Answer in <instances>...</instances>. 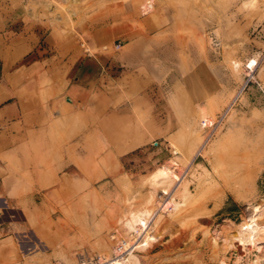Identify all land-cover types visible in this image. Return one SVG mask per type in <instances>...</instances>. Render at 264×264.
<instances>
[{"label": "rangeland", "instance_id": "1", "mask_svg": "<svg viewBox=\"0 0 264 264\" xmlns=\"http://www.w3.org/2000/svg\"><path fill=\"white\" fill-rule=\"evenodd\" d=\"M147 1L146 11L145 0L23 1L61 15L79 53L97 63L74 96L77 68L67 76L56 68L55 95L42 78L47 129L35 137L39 146L13 152L36 162L9 164L58 188L37 223L80 242L46 264L75 261L85 242L89 255L107 256L120 238L134 239L126 218L145 209L142 240L158 237L134 241L139 264H264V238L235 247L225 237L246 203L264 198V0ZM158 167L165 173L154 180ZM185 181L190 196L160 216L159 203L177 202Z\"/></svg>", "mask_w": 264, "mask_h": 264}, {"label": "crops", "instance_id": "2", "mask_svg": "<svg viewBox=\"0 0 264 264\" xmlns=\"http://www.w3.org/2000/svg\"><path fill=\"white\" fill-rule=\"evenodd\" d=\"M23 1L21 4L17 1L13 9L12 0H0V261L1 264H46L56 258L70 257L80 242L72 240L70 231L59 227L48 230L37 223V219L48 218V207L53 203L47 201V196L55 194L58 188L40 187L33 171H29L27 178L23 165L15 170L17 167L9 164L36 162L35 156L13 152L39 146L35 137L39 130L47 129L40 102L42 78H48L55 95L56 68H65L60 69L64 76L77 68L76 82L69 89V94L74 96L75 92L84 90L81 79L94 70L97 72V63L79 53L81 44L72 42L71 30L62 22L61 15L46 16ZM147 4L145 0L144 11ZM76 8L69 7L71 18H77ZM78 28L79 32L81 27ZM42 233L51 234L44 239ZM53 233L63 235L53 237ZM83 251H91V242L84 243Z\"/></svg>", "mask_w": 264, "mask_h": 264}, {"label": "bare ground", "instance_id": "3", "mask_svg": "<svg viewBox=\"0 0 264 264\" xmlns=\"http://www.w3.org/2000/svg\"><path fill=\"white\" fill-rule=\"evenodd\" d=\"M254 2V0H243L244 5H250ZM151 5H146V10L149 9ZM255 59L252 58L250 60L249 65H253ZM239 65L238 62L234 61L233 66L237 67ZM200 116L202 117V124H206L210 121V118L207 114V111L203 108L200 110ZM136 139V138H135ZM138 141V140H137ZM138 142H132L130 146L137 145ZM204 144L201 143L200 147ZM129 145V144H128ZM127 147V146H126ZM199 147V148H200ZM127 149V148H126ZM215 165V164H214ZM217 165V164H216ZM216 167V166H215ZM214 168V167H213ZM217 168V167H216ZM214 168V169H216ZM218 171V170H216ZM165 173L163 167H158L152 172L153 179H158L161 175ZM251 176V171H247L246 177ZM165 192V191H164ZM178 201H174V198L168 197L165 201H161L159 206H164V209L161 211L160 216H165V212H170L171 210H175L178 206H180L184 201L190 196V192L187 189L186 181L182 183L181 189L178 190ZM159 201V200H158ZM264 217V198L257 203L248 202L245 206V216L237 223H234L233 228L231 230H227L226 238H229V243L232 246L244 247L246 244L249 245H258L261 239L264 238V223L261 222V219ZM150 220L149 210H142L137 213H132L128 218H126L125 226L129 232L134 234V240H142L144 231L141 228L147 227ZM228 221L231 222L229 219ZM231 227V226H230ZM157 235L155 231H152L149 235V239L147 241L142 240L141 245L148 244V241H156ZM264 241V240H263ZM262 241V242H263ZM233 248V247H232ZM116 252V245L110 250L109 255H113ZM222 261V260H221ZM67 263V262H63ZM116 264H139V259L137 253H134V250H127L126 253L116 260Z\"/></svg>", "mask_w": 264, "mask_h": 264}, {"label": "built area", "instance_id": "4", "mask_svg": "<svg viewBox=\"0 0 264 264\" xmlns=\"http://www.w3.org/2000/svg\"><path fill=\"white\" fill-rule=\"evenodd\" d=\"M114 238V237H113ZM125 239L120 238L116 242V252L113 255L104 256L103 254L89 255L87 252L78 253L75 261L73 262H55V264H116V260L123 256L129 249H134V239L131 242H125Z\"/></svg>", "mask_w": 264, "mask_h": 264}]
</instances>
